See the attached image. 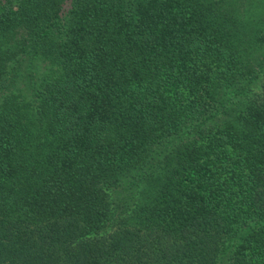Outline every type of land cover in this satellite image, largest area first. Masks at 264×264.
Segmentation results:
<instances>
[{
	"label": "trees",
	"instance_id": "trees-1",
	"mask_svg": "<svg viewBox=\"0 0 264 264\" xmlns=\"http://www.w3.org/2000/svg\"><path fill=\"white\" fill-rule=\"evenodd\" d=\"M0 264H264V0H0Z\"/></svg>",
	"mask_w": 264,
	"mask_h": 264
}]
</instances>
